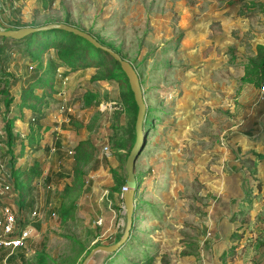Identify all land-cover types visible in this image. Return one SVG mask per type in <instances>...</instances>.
<instances>
[{
	"label": "rangeland",
	"instance_id": "obj_1",
	"mask_svg": "<svg viewBox=\"0 0 264 264\" xmlns=\"http://www.w3.org/2000/svg\"><path fill=\"white\" fill-rule=\"evenodd\" d=\"M9 17L26 25L66 21L88 30L119 49L139 77L145 142L135 162L139 183L131 227L118 249H98L87 264H258L264 246V165L257 169L248 151L254 126L245 115L262 105L255 81L264 59V0H47V5L0 0L1 28ZM4 38L0 77L6 76L9 94L23 88L36 61ZM65 43L64 51L70 50L71 42ZM58 50L47 43L40 51L44 67L50 69ZM91 60L92 66L76 71L56 69L49 79L55 94L48 113L62 111L58 135L90 143L73 149L72 143L57 141L40 158L15 161L37 160L40 169L31 208L20 206L13 191L23 226L32 229L22 246L29 264H80L96 246L119 240L125 229L123 196L114 191L126 179L137 109L118 62L108 53ZM244 74L253 81H243ZM7 93H0L1 139L13 114L3 101ZM35 145L28 151L35 152ZM13 152H20V140ZM239 191L253 201L241 208L236 224L242 227L231 232L234 215L227 204L240 198ZM62 201L76 206L74 218L64 222L56 211Z\"/></svg>",
	"mask_w": 264,
	"mask_h": 264
},
{
	"label": "trees",
	"instance_id": "obj_2",
	"mask_svg": "<svg viewBox=\"0 0 264 264\" xmlns=\"http://www.w3.org/2000/svg\"><path fill=\"white\" fill-rule=\"evenodd\" d=\"M47 22H52V21H47ZM47 22L45 21L43 23H47ZM22 25H26V24L21 23L20 20H16L15 23L12 24L10 27H19ZM29 25H38V24L30 23ZM88 32L91 33L90 31ZM54 36H55V39L53 40ZM93 36L97 40H99L102 44L111 46L112 48H114L116 51L120 53L119 49H116L111 43L105 42L101 40L99 37H96L95 35ZM67 40L71 42V47H70V50L64 51L68 46V43H65ZM13 41L17 42L20 45L18 49L25 52L28 55L30 61L32 62L36 61V66H35L36 72L33 75H30L29 77L25 78L23 88H22V93L20 94L18 98L19 102L16 103V107L18 109L21 110L23 106H26L30 108L32 111V119L29 120L30 121V131L25 136V139L29 143L34 144L38 142L40 139V133L43 127L41 122H42V119L45 117V112L43 111V109L45 107H48L51 95L55 92L52 86V83L51 84L49 83V79L53 78L55 72L57 71L56 69L61 66H63L65 69H68L70 71H76L79 69H83V68L93 65L90 63L92 61L91 60L92 57H94L95 54H98V53L107 54L108 52H106L105 50L101 48L94 46L90 41H88L87 39L73 32L62 30V29H57V28L31 32L22 38L13 39ZM47 43L50 46L54 45V47H56L57 49L58 48L60 49L58 50L57 58H53L50 62L51 65L49 64L50 69H48V67H44L42 64V61L38 59V55L40 54V51L45 48V45ZM205 53H207V50H205L204 55ZM116 62L118 61L116 60ZM118 64H119L118 68L122 72L123 70L120 67V63L118 62ZM263 71H264V59L261 65V69L259 71L260 72L259 80L255 81L256 87H259L260 85L261 75ZM46 73L48 76H45ZM64 73H67V70H64ZM247 76H248L247 74H244V76L242 77V80L243 81H253L251 78H248ZM5 78L6 77L0 78V81H3ZM37 87H41L42 89L41 94L35 93L34 89ZM2 92L7 93V90H4V87H3L2 89H0V93ZM3 101H4L5 106L9 108L13 102V97L7 93V95L3 98ZM133 102L137 109V105L134 99H133ZM90 103L91 102H89L87 105H90ZM13 119H14L13 117H7L5 121V127H6L5 142L7 145V151L10 152L8 162H7L8 171H9L8 179L13 184L14 188L17 189L18 194H19V200H20L19 205L22 206V204H26L25 199L27 195L29 194L30 185L34 181L36 176L39 175L40 169H39V162H37V160H34L32 164L24 163V164L16 165L15 163L16 158L21 156L23 152V145L20 147L21 150L18 153V155L13 152V147L16 143V136L13 133V127H14ZM134 124H135V121H134ZM134 129H135V126H134ZM21 141L23 142V139ZM89 143H90V140H88L87 138L82 139L75 146H73V149H76L77 146L80 144H89ZM255 154L257 156H261V154L259 153H255ZM137 181L139 183L138 179ZM124 182H125V179H123L122 182L119 183L118 185L119 187L116 188V191L121 192V186L124 185ZM25 206H27V204ZM75 208L76 206L74 202L62 201L58 205V207H56V211L58 213V216L64 222L68 219L74 218ZM28 261L29 260H27L23 264H29ZM112 263L113 261L109 260L108 264H112Z\"/></svg>",
	"mask_w": 264,
	"mask_h": 264
},
{
	"label": "crops",
	"instance_id": "obj_3",
	"mask_svg": "<svg viewBox=\"0 0 264 264\" xmlns=\"http://www.w3.org/2000/svg\"><path fill=\"white\" fill-rule=\"evenodd\" d=\"M43 3H44V5H47V0H43ZM44 9H47V8H44ZM16 20H19V19H17V18L14 19L13 17H9V20L7 21L9 23H6L7 25H5V27H3V28H10V26L12 24H14ZM0 22H2V21H0ZM0 27H1V25H0ZM9 40L12 41L11 42V46H12L14 44L13 38H9ZM2 41H7V39L1 38L0 42H2ZM6 48L7 47H6L5 43H2L0 45L1 51L5 50ZM4 73L8 74L9 72L6 71ZM4 77H6V76H4ZM0 83H1L0 89H2L4 87L3 81H0ZM258 91H259V89H258ZM21 93H22V84H21V87L19 90H16V92H10L9 93L10 96L13 97V102L10 105V108L13 111V114L11 116H9V117L14 118L13 119V126H14L13 127V133L16 136V141L20 140V147L23 145V152H22L21 156L18 158L28 159L29 157H34L35 155H37L38 158H40L42 155L41 152H43V150L47 151L48 149L52 150L54 144H57V141L58 142L60 141V143H62L61 145H66L67 143H72L71 145L75 146L81 139H83L81 137H76V139H74L73 136L71 134H69L67 136L68 139L65 140L63 135H58L59 133L57 131L61 130V126L59 125V123H56V121L61 122V118L63 120L65 118L61 116V113H60V116H58V114H59L58 112H62V111H60L59 108H58L59 111L57 110V113L53 114L52 116L48 115L49 109H50V101H49L48 107H45L43 109V111L45 112V117L42 119V122H41L43 127L41 129L40 139L38 142H36L34 144L29 143L25 139V136L30 131V121L29 120L32 119V111L30 108H28L26 106H23L21 108V110L16 107V103L19 102V99L17 97H18V95L20 96ZM35 93H37L36 90H35ZM259 100H261L262 105L257 106L254 109L252 108V110H250V112L248 111V113H249L248 116L245 115V117H246L245 119L250 122L249 124L254 126L253 130H252L253 133L251 135H248L250 137H248V139H247L251 143L250 144L251 148H249L250 150H248V151H250V152L252 151V153L255 152V153L261 154V156H257L255 153L253 154L254 155L253 160H255L257 163L256 168L258 166L260 167V166L264 165V93L261 94L259 92ZM261 102H259V103H261ZM52 111L55 112L54 110H52ZM53 117H55L56 120H54V122H51L53 120ZM49 118H51L52 120H49ZM19 124L21 125L19 128L20 130L16 126ZM55 133H56V138H57V136H61V137H59V139L57 138V140L55 139V137H53V135ZM74 133H76V131H74ZM4 137L6 138V135L2 136V139ZM2 139L0 138V143H3L2 144L3 147L0 148V182L8 183L13 188V191H15V193L17 194V196L15 197L16 198L15 200H17V199H19L18 191H17V189L14 188L13 184L8 179V177H9V171H8V166H7L8 161L5 160L6 150L4 151V142ZM22 139H23V142L21 141ZM31 145H35V147H36V151L33 153H31V151L30 152L28 151V148L32 147ZM14 153H16V152H14ZM262 174L264 175V170H263ZM238 185L239 184H235V187H238ZM257 189H258V187H257ZM35 190H36L35 182H32L30 185V191L28 194V198L26 197V199H25L26 204L28 203L27 204L28 208H31V205H30L31 200L29 199V197L31 195H33ZM106 192H107V189L103 193L106 194ZM114 194L118 195L119 193H117V191H114ZM238 194L239 195L236 198V200L239 197L240 198L236 202H230V205H229V203L227 204V210H229L231 212V214L234 215V219H233L234 221L232 223L234 226H233V228H231L232 229L231 232L237 231V228L240 229V227H242L241 223L240 224H236V223H238L240 220L239 215H240L241 208L250 204V202H248V201L251 200L250 198H246V199L241 198L240 191L238 192ZM251 201H253V200H251ZM26 204H22V207L26 208V206H25ZM226 211H225L226 215H224V216L227 219L228 215H230V214H228ZM31 214L29 216L30 219H32V217L34 216L33 211H31ZM240 216H242V215H240ZM32 228H33V231H35V227H32ZM0 233H1V230H0ZM26 251L27 250H23L22 247L11 248V247L0 245V264H23V263H25L29 258V257H25L23 255V254L27 253ZM259 251L262 253L263 257L261 256L259 258L260 260H258V264H264V246L263 245L259 247ZM256 256H260V254H257Z\"/></svg>",
	"mask_w": 264,
	"mask_h": 264
},
{
	"label": "water",
	"instance_id": "obj_4",
	"mask_svg": "<svg viewBox=\"0 0 264 264\" xmlns=\"http://www.w3.org/2000/svg\"><path fill=\"white\" fill-rule=\"evenodd\" d=\"M52 28H57V29H62V30L73 32L87 39L94 46L105 50L115 60H117L120 63V67L128 79L129 86L133 93L134 101L137 105V113H136L135 124H134L135 141L125 160L126 179L124 182V186H126V189L123 191L124 208H125V214H126L125 229H124L122 236L115 243L106 244V245L100 244L96 246L95 248H93L92 250H90V252L82 259L80 263V264H87L89 259L93 256L96 250L104 249V250H108L112 252L118 249L121 246V244L125 242L128 236L131 223H132V214L134 210V199L136 195V189L138 187V181H137L136 173H135V162L145 142V132L143 129V121L145 118L146 103L143 98V93H142L139 77H138V74L133 64L126 58H123L121 54L118 51H116L114 48L106 44H102L91 33H89L88 31L82 28H79L75 25L69 24L64 21H52V22H47V23L38 24V25H22L19 27H10V28L0 27V37H9L13 39H18V38L24 37L25 35L31 32L45 30V29H52Z\"/></svg>",
	"mask_w": 264,
	"mask_h": 264
},
{
	"label": "built area",
	"instance_id": "obj_5",
	"mask_svg": "<svg viewBox=\"0 0 264 264\" xmlns=\"http://www.w3.org/2000/svg\"><path fill=\"white\" fill-rule=\"evenodd\" d=\"M258 89L261 94L264 93V71ZM125 189L123 185L122 196ZM13 201V188L8 183L0 182V245L11 248L22 247L32 232L29 225L23 226L24 217Z\"/></svg>",
	"mask_w": 264,
	"mask_h": 264
}]
</instances>
